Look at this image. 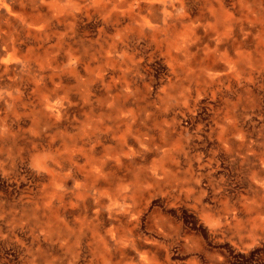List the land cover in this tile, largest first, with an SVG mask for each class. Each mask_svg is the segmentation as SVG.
Listing matches in <instances>:
<instances>
[{
  "label": "rangeland",
  "instance_id": "1",
  "mask_svg": "<svg viewBox=\"0 0 264 264\" xmlns=\"http://www.w3.org/2000/svg\"><path fill=\"white\" fill-rule=\"evenodd\" d=\"M72 1L1 7L0 264H264V0Z\"/></svg>",
  "mask_w": 264,
  "mask_h": 264
},
{
  "label": "bare ground",
  "instance_id": "2",
  "mask_svg": "<svg viewBox=\"0 0 264 264\" xmlns=\"http://www.w3.org/2000/svg\"><path fill=\"white\" fill-rule=\"evenodd\" d=\"M5 1L6 0H0V19H8L5 13L1 10L2 6L5 7L6 10H9V6ZM72 2L75 4V0H73ZM177 3L183 4L184 7L186 4V0H161L158 7H156L155 3L152 0H148L147 2H145V4L139 6L137 12H134L132 10L128 11L131 18V23H129L127 27L132 26L139 32H144L151 35L158 44L168 39L169 41H172L175 48L181 47L182 45H184L183 42H181V37L179 36V33L174 32V29H172L171 27V20L177 16V13L174 12L176 11L174 6H176ZM51 4L54 5L53 2ZM60 8L62 7L60 6ZM179 8L181 9V7ZM183 15H185V13ZM33 17L34 19L31 20H33L34 23H40V20L36 15H33ZM191 20H193V18H191ZM228 61L232 62L233 60L231 57H228Z\"/></svg>",
  "mask_w": 264,
  "mask_h": 264
}]
</instances>
